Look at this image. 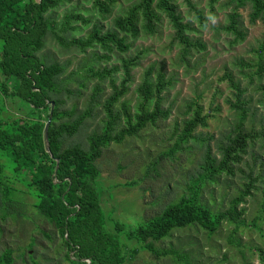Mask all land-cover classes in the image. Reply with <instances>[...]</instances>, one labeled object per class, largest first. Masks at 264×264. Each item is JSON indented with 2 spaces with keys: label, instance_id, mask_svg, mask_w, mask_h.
<instances>
[{
  "label": "trees",
  "instance_id": "16d2710c",
  "mask_svg": "<svg viewBox=\"0 0 264 264\" xmlns=\"http://www.w3.org/2000/svg\"><path fill=\"white\" fill-rule=\"evenodd\" d=\"M218 1L211 0V6ZM186 2L196 12L202 27H206L204 15L191 0ZM60 3L61 0H0V264H51L45 254L50 249L46 242L55 245L57 240L61 241L57 249L65 254L69 264H129L141 251L149 252L153 262L171 257L174 264H195L190 254H181L177 249L162 250L156 243L179 229L198 226L213 236L225 224H241L245 214L241 205L253 195L257 179L251 176V183L225 211L215 212L203 202L201 194L209 181L214 182L224 174L234 176L255 143L256 135L246 128L248 101L243 99L246 90L232 74H226L237 98L230 105L237 110L239 123L221 148V158L208 148L202 165L204 180L194 185L189 195L168 205L161 216L135 228L121 222L108 225L102 207L100 186H104L98 161L112 144H121L149 126H158L169 119L172 110L164 109L163 97L169 85L163 74L154 83L151 67L138 89L142 102L136 114L131 113L126 101L121 110L116 109L129 93L132 72L142 58L139 54L123 60L125 78L120 87L112 81L114 91L104 103L99 99L102 89L97 87L86 110L80 113L77 106L65 109L64 95L80 93L67 88L65 65L49 63L41 57L48 37L68 44L57 33L58 25L51 14ZM112 4L114 0H97L95 7L106 18L112 13ZM232 4L233 12L225 30L235 36L238 44L247 38L240 30L243 15L239 9L249 10L251 25L264 24V0H233ZM165 18L174 30L172 42L181 47L184 61L194 52L207 50L202 40L191 37L190 33L196 29L185 23L173 0H142L127 16L115 20V29L104 33L95 27L86 39L73 40L69 46L82 53L97 47L128 53L132 49L129 37L137 40L142 34L155 35ZM75 21L89 24L83 16L70 13L65 16L61 31H76ZM263 53L264 44L260 54ZM119 71L118 67L104 69L96 76L104 81ZM94 104H102L104 108L103 126L87 135L85 143L73 142L93 117ZM207 117L200 107L195 117L185 123L177 148L195 138L198 129L208 126ZM50 118L47 142L46 126ZM12 220L36 227L39 236L21 238L17 233H7L6 225ZM132 242H137L140 249L130 250ZM187 246L194 247L196 243L189 242ZM260 254L264 261V251Z\"/></svg>",
  "mask_w": 264,
  "mask_h": 264
},
{
  "label": "rangeland",
  "instance_id": "374dc122",
  "mask_svg": "<svg viewBox=\"0 0 264 264\" xmlns=\"http://www.w3.org/2000/svg\"><path fill=\"white\" fill-rule=\"evenodd\" d=\"M96 1L61 0L60 6L51 13L58 25L57 33L68 44L62 45L58 39L48 37L41 57L49 63L65 65L67 88L80 93L77 96L64 95L67 101L65 109L77 106L80 113L86 110L97 87L102 89L99 99L104 103L114 91L112 81L120 87L125 78L123 60L141 54L138 67L132 72L129 93L116 109L121 110L122 103L126 101L131 113L136 114L142 102L138 89L144 83L147 71L153 67L152 81L157 83L159 75L163 74L169 85L163 94L164 109L172 110L169 119L161 121L158 126H149L138 136L129 137L121 144H112L98 161L104 186L100 189L106 222L108 225L121 222L129 228L145 224L161 216L168 205L189 195L192 187L204 180L202 165L208 148L221 158V148L228 143L239 123L238 112L230 105V102L237 101L226 79V74L230 73L246 90L243 97L248 101L245 106L248 109L246 128L254 132L256 139L235 175L224 174L214 182L209 181L201 196L215 212L225 211L251 183V178L257 179L253 195L241 205L245 210L241 224H225L213 236L198 226L179 229L156 245L162 250L177 249L181 254H190L195 264H264L260 254L264 251V72L261 69H264V53L260 54L264 44V24L251 25L249 10L240 8L243 15L240 30L247 34V38L237 44L235 36L225 30L229 25V14L233 12V0H219L213 7L211 0H191L196 10L204 15L206 27H202L186 0H173L185 23L196 29L190 33L191 37L202 40L207 45L206 51L194 52L184 61L181 47L172 42L174 30L165 18L155 35L142 34L137 40L129 37L132 49L128 53L123 54L116 49L108 52L100 47L82 53L69 44L73 40L86 39L95 27L103 29L104 33L115 29V20L127 16L142 0H114L112 13L106 18L96 9ZM70 13L83 16L89 24L75 21L76 31L62 32L65 16ZM115 67L120 71L104 81L96 76L104 69ZM93 107V117L87 121L82 135L74 138L73 142L85 143L87 135L103 126L106 114L102 104H94ZM200 107L203 115L209 116L208 126L198 129L194 133L195 138L177 148L185 123L195 117ZM174 150L176 152L172 155ZM131 183L134 185H129ZM6 229L7 233H17L21 238L39 236L36 227L22 226L13 220L7 223ZM189 242H195L196 246H187ZM60 243V240L55 245L46 242L50 249L45 254L51 264H69L65 254L57 249ZM136 248L140 249L137 242L129 243L130 250ZM129 264L174 263L171 257L153 262L149 252L141 251Z\"/></svg>",
  "mask_w": 264,
  "mask_h": 264
},
{
  "label": "water",
  "instance_id": "95a60500",
  "mask_svg": "<svg viewBox=\"0 0 264 264\" xmlns=\"http://www.w3.org/2000/svg\"><path fill=\"white\" fill-rule=\"evenodd\" d=\"M51 122H52V119L50 118L49 123L46 126V133H47L46 139H47V142H48V130H49V126H50ZM48 148H49V145H48Z\"/></svg>",
  "mask_w": 264,
  "mask_h": 264
}]
</instances>
